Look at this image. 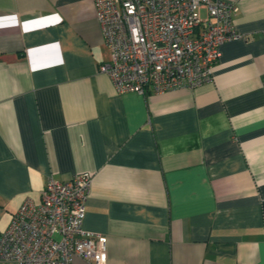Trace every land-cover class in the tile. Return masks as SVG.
<instances>
[{"label": "crops", "instance_id": "obj_1", "mask_svg": "<svg viewBox=\"0 0 264 264\" xmlns=\"http://www.w3.org/2000/svg\"><path fill=\"white\" fill-rule=\"evenodd\" d=\"M228 1L240 38L212 81L139 95L98 71L93 0H0V236L88 172L105 264H264V0Z\"/></svg>", "mask_w": 264, "mask_h": 264}, {"label": "built area", "instance_id": "obj_2", "mask_svg": "<svg viewBox=\"0 0 264 264\" xmlns=\"http://www.w3.org/2000/svg\"><path fill=\"white\" fill-rule=\"evenodd\" d=\"M109 59L98 67L117 94L194 89L213 79L220 46L236 40L228 0H93ZM92 174L48 178L41 202L25 200L0 236V262H106V237L82 229Z\"/></svg>", "mask_w": 264, "mask_h": 264}]
</instances>
